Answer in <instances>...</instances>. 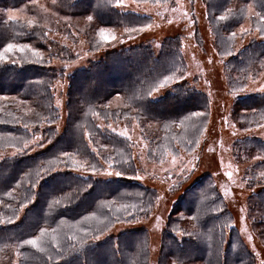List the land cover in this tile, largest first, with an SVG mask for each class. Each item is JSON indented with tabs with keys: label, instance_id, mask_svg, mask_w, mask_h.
<instances>
[{
	"label": "trees",
	"instance_id": "trees-1",
	"mask_svg": "<svg viewBox=\"0 0 264 264\" xmlns=\"http://www.w3.org/2000/svg\"><path fill=\"white\" fill-rule=\"evenodd\" d=\"M120 1L0 0V264H151L147 228L110 232L149 216L158 192L136 179L133 142L107 123L135 124L147 161L161 163L197 148L210 103L205 92L174 83L187 69L179 35L163 37L157 52L150 43L117 47L70 73L54 64L79 58L59 37L72 44L83 38L96 53L151 26L152 16L124 10ZM202 1L226 88L243 92L264 70V39L243 41L252 32L264 36V0ZM8 44L14 47L5 52ZM59 78L67 82L61 130L53 93ZM161 84L170 91L153 97ZM229 113L239 129L264 125V93L235 96ZM64 153L74 154L68 166L51 164L45 173ZM231 154L245 164L246 216L264 246V140L237 138ZM106 168L121 175L96 176ZM41 230L36 247L24 244ZM156 264H256L210 173L171 205Z\"/></svg>",
	"mask_w": 264,
	"mask_h": 264
},
{
	"label": "rangeland",
	"instance_id": "rangeland-1",
	"mask_svg": "<svg viewBox=\"0 0 264 264\" xmlns=\"http://www.w3.org/2000/svg\"><path fill=\"white\" fill-rule=\"evenodd\" d=\"M119 4L118 7L124 10L152 16L153 23L144 31L120 38L96 53L86 51L83 38H80L76 44H72L63 37H59L79 55V58L74 62L56 61L54 64L63 67L66 73H70L86 66L89 61L99 58L104 52L117 47L150 43L157 52L163 37L179 35L187 69L186 73L174 83L185 82L205 92L209 98L210 114L206 130L197 148L190 154L178 157L170 155L161 163L147 161L146 142L140 136L135 124L126 125L122 121L107 123L109 129L129 137L133 142L135 164L138 167L136 179L155 188L158 192L156 204L149 216L136 221L121 222L110 232L116 234L131 228H147L150 232L151 264H156L160 233L171 205L181 196L187 186L202 173L208 172L215 179L220 193L232 211L235 226L239 228L242 237L255 254L256 264H261V261H264V246L252 232L246 216V201L250 190L245 186L242 178L245 164L233 160L231 144L233 140L245 136H255L264 140V126L239 129L230 117L229 109L237 95L264 93V70L257 78L248 82L243 92L234 94L227 90L222 72L223 59L215 52L202 0H172L164 5L121 0ZM251 38L262 40L264 36L252 32L243 41L247 42ZM66 86L67 82L64 78H59L53 85L55 103L61 114L58 121L60 130L66 116L64 110ZM170 88L171 86L160 87L153 97L162 96L170 91ZM12 152L8 151L6 155ZM109 171L112 175L105 174ZM228 173H231V177ZM96 176L100 178L118 177L115 171L109 168Z\"/></svg>",
	"mask_w": 264,
	"mask_h": 264
},
{
	"label": "snow or ice",
	"instance_id": "snow-or-ice-1",
	"mask_svg": "<svg viewBox=\"0 0 264 264\" xmlns=\"http://www.w3.org/2000/svg\"><path fill=\"white\" fill-rule=\"evenodd\" d=\"M153 2H155V3H159L160 0H153ZM229 11H231V10H229ZM157 14L160 15V13H157ZM227 18H228L227 14L222 15V16L220 17L221 20H225V19H227ZM9 19H14V16H10ZM88 20L91 21V20H92V17L89 16V17H88ZM170 22H171V21H170ZM105 31H106V29H103V28L100 29V33H101V35H103V34L105 33ZM247 31H248L247 29L241 28V34H246ZM235 35H236L235 33H232V36H233V37H235ZM13 47H14V45H12V44H8L7 47L4 49V51H5V52L11 51V50L13 49ZM27 47H28L27 45H24V46H22V47L20 48V50L23 51V50H24L25 48H27ZM15 62H16V61L13 60V63H15ZM160 86L163 87L164 85L161 84ZM194 115L201 116V115H204V114H203V113H195ZM260 126H264V125H260ZM38 139H39V137H37V140H38ZM25 147H27V144H25ZM63 156H64V159H63V160H60V159L58 158L57 161H52V162H50V166H49L47 169H44V172H45V173L50 172V171L52 170V168H51V164H55V163H64L65 166L67 167L68 164H69V163L73 160V158H74V154H72V153H64ZM90 167H91L93 173H95V172L97 171V168H96L95 165H90ZM109 167L111 168L112 165H109ZM105 174H107V175H112V172L109 171V172H106ZM37 175L39 176V173H37ZM115 175H116V176H120V175H121V172H120V171H116V172H115ZM228 175H229V177H231V173H228ZM53 203H54V204H59V203H60V199H59V198L54 199V200H53ZM118 218H119V217H118ZM8 223H11V220H9ZM245 231H246V229H245ZM44 235H45V231H44V230H41V232H40V234H39L38 237H36V238H34V239H30V240H25V241H24V244H27V245H31V246H33V247H36L37 244H38V241H39V240L41 239V237H43ZM261 264H264V261H261Z\"/></svg>",
	"mask_w": 264,
	"mask_h": 264
}]
</instances>
